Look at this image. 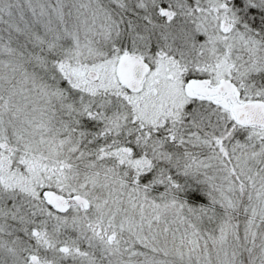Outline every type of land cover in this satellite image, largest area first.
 <instances>
[{
    "label": "snow or ice",
    "instance_id": "obj_1",
    "mask_svg": "<svg viewBox=\"0 0 264 264\" xmlns=\"http://www.w3.org/2000/svg\"><path fill=\"white\" fill-rule=\"evenodd\" d=\"M0 264H264V0H0Z\"/></svg>",
    "mask_w": 264,
    "mask_h": 264
}]
</instances>
